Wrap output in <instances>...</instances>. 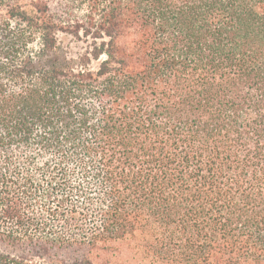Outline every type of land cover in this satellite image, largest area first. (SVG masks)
Returning a JSON list of instances; mask_svg holds the SVG:
<instances>
[{
    "label": "trees",
    "instance_id": "obj_1",
    "mask_svg": "<svg viewBox=\"0 0 264 264\" xmlns=\"http://www.w3.org/2000/svg\"><path fill=\"white\" fill-rule=\"evenodd\" d=\"M0 264H264V0H0Z\"/></svg>",
    "mask_w": 264,
    "mask_h": 264
},
{
    "label": "rangeland",
    "instance_id": "obj_2",
    "mask_svg": "<svg viewBox=\"0 0 264 264\" xmlns=\"http://www.w3.org/2000/svg\"><path fill=\"white\" fill-rule=\"evenodd\" d=\"M62 37V36H61ZM60 37V38H61ZM64 45L68 47V51L73 55L77 56L78 53L84 51L86 44L82 42H78L73 38H69L64 42Z\"/></svg>",
    "mask_w": 264,
    "mask_h": 264
}]
</instances>
